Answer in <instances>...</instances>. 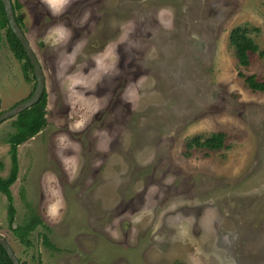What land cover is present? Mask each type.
I'll use <instances>...</instances> for the list:
<instances>
[{
	"label": "rangeland",
	"instance_id": "rangeland-1",
	"mask_svg": "<svg viewBox=\"0 0 264 264\" xmlns=\"http://www.w3.org/2000/svg\"><path fill=\"white\" fill-rule=\"evenodd\" d=\"M11 3L45 92V124L16 145L11 221L0 191L19 261L264 264V90L240 74L264 79V0ZM235 25L256 45L246 65ZM20 66L0 28V112L34 87ZM14 115L0 121L2 178ZM215 131L220 147L185 148Z\"/></svg>",
	"mask_w": 264,
	"mask_h": 264
},
{
	"label": "trees",
	"instance_id": "trees-1",
	"mask_svg": "<svg viewBox=\"0 0 264 264\" xmlns=\"http://www.w3.org/2000/svg\"><path fill=\"white\" fill-rule=\"evenodd\" d=\"M13 8V7H12ZM16 21L20 22L18 16H15ZM0 28H4L5 38L7 44L12 51L13 55L21 62V71L23 75H26L28 69H32V65L29 62L25 51L13 34L8 26L2 3L0 0ZM228 41L234 49V55L236 60L241 65H246L248 63V52L256 49L255 43L246 34V28L242 25L233 26L228 33ZM32 72V70H31ZM245 86L251 90H264V79L258 78L255 74L240 73ZM32 77L34 75L32 73ZM35 80V78H34ZM35 83V82H34ZM34 86V85H33ZM33 89V88H32ZM31 92V91H30ZM45 101V92L42 90L38 99L32 103L30 106L17 111L12 120V124L15 130L7 135L6 142L9 146V158H10V169L6 177H0V191H2L7 198L6 212L8 220H12L13 206L11 203V195L8 190V185L14 180L15 173L17 170V157H16V145L21 141L25 140L29 136L33 135L45 124V117L43 112V104ZM225 134L222 131H215L207 136L201 137L196 134L188 137L184 141V146L188 150L192 146H197L206 149H215L222 145ZM38 221L36 215H32L27 224H24L22 228L24 231L31 229ZM19 260V259H18ZM23 264L22 261H19ZM0 264H11L9 257L7 256L5 250L0 244Z\"/></svg>",
	"mask_w": 264,
	"mask_h": 264
},
{
	"label": "water",
	"instance_id": "water-1",
	"mask_svg": "<svg viewBox=\"0 0 264 264\" xmlns=\"http://www.w3.org/2000/svg\"><path fill=\"white\" fill-rule=\"evenodd\" d=\"M1 3H2V7L4 10V14H5L8 26L13 32V34L16 36V38L19 40V42L21 43L25 51V54L29 62L32 65V73L35 78V83H34V87L32 91L27 97L16 102L15 104L5 109L4 111L0 112V121L6 117H10L14 115L17 111L30 106L32 103H34L38 99L42 90L44 89V77H43V74L41 73L40 64L31 49L28 39L26 38L21 27L19 26V24L17 23L15 19V14L12 8L11 0H1ZM0 244L5 250L7 256L9 257L11 264H20L10 243L8 242V240L4 237V235L1 232H0Z\"/></svg>",
	"mask_w": 264,
	"mask_h": 264
},
{
	"label": "flooded vegetation",
	"instance_id": "flooded-vegetation-1",
	"mask_svg": "<svg viewBox=\"0 0 264 264\" xmlns=\"http://www.w3.org/2000/svg\"><path fill=\"white\" fill-rule=\"evenodd\" d=\"M16 16V15H15ZM16 19V18H15ZM18 24H19V22H17ZM19 26H20V24H19ZM21 27V26H20Z\"/></svg>",
	"mask_w": 264,
	"mask_h": 264
},
{
	"label": "crops",
	"instance_id": "crops-1",
	"mask_svg": "<svg viewBox=\"0 0 264 264\" xmlns=\"http://www.w3.org/2000/svg\"><path fill=\"white\" fill-rule=\"evenodd\" d=\"M51 4L53 5L54 3H53V2H51Z\"/></svg>",
	"mask_w": 264,
	"mask_h": 264
}]
</instances>
